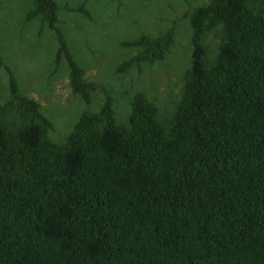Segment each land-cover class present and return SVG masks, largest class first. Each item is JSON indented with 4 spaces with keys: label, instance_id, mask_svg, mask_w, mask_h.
I'll use <instances>...</instances> for the list:
<instances>
[{
    "label": "trees",
    "instance_id": "trees-1",
    "mask_svg": "<svg viewBox=\"0 0 264 264\" xmlns=\"http://www.w3.org/2000/svg\"><path fill=\"white\" fill-rule=\"evenodd\" d=\"M189 16L192 63L167 122L141 91L119 120L102 87V106L55 141L10 70L0 264H264V0H211ZM26 17L55 30L56 61L65 57L73 90L90 103L98 85L57 26V0H32ZM174 40L169 28L124 41L139 51L120 69L163 59Z\"/></svg>",
    "mask_w": 264,
    "mask_h": 264
},
{
    "label": "rangeland",
    "instance_id": "rangeland-1",
    "mask_svg": "<svg viewBox=\"0 0 264 264\" xmlns=\"http://www.w3.org/2000/svg\"><path fill=\"white\" fill-rule=\"evenodd\" d=\"M210 1L57 0V26L84 69V79L98 85L87 103L71 86L65 57L56 61L59 43L55 30L26 17L32 0H0V102L8 100L11 70L21 91L37 100L51 121L49 136L55 141L68 136L83 111L102 106V87L110 93L119 120H127L132 98L141 91L158 106L159 119L167 122L176 110L185 72L192 63L189 15L195 6ZM169 28H174L175 40L163 59L120 69L139 51L124 41L141 34L156 36ZM219 42L218 30L212 32L206 41L208 59L215 57Z\"/></svg>",
    "mask_w": 264,
    "mask_h": 264
}]
</instances>
